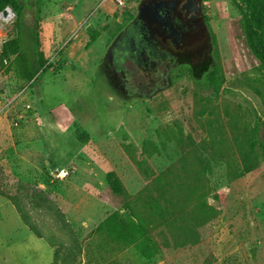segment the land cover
I'll list each match as a JSON object with an SVG mask.
<instances>
[{"label":"rangeland","instance_id":"374dc122","mask_svg":"<svg viewBox=\"0 0 264 264\" xmlns=\"http://www.w3.org/2000/svg\"><path fill=\"white\" fill-rule=\"evenodd\" d=\"M201 1L213 84L181 67L165 87L134 96L113 92L104 70L140 0H37L24 8L29 26L37 10L49 68L32 83L0 57V264H12L17 243L22 264L32 252V264H264V66L238 0ZM15 19L0 0V52L17 34ZM88 31L98 33L90 45ZM14 201L61 244L36 237ZM155 202L167 210H154ZM127 204L141 212L146 243L124 238ZM180 228L195 242L175 246L171 234Z\"/></svg>","mask_w":264,"mask_h":264},{"label":"flooded vegetation","instance_id":"af4514ba","mask_svg":"<svg viewBox=\"0 0 264 264\" xmlns=\"http://www.w3.org/2000/svg\"><path fill=\"white\" fill-rule=\"evenodd\" d=\"M141 1L162 5L168 24L148 23L135 15L115 36L107 52L105 81L124 96L151 95L168 85L181 67L194 73L196 66L205 71L213 65L201 0Z\"/></svg>","mask_w":264,"mask_h":264},{"label":"trees","instance_id":"16d2710c","mask_svg":"<svg viewBox=\"0 0 264 264\" xmlns=\"http://www.w3.org/2000/svg\"><path fill=\"white\" fill-rule=\"evenodd\" d=\"M7 5L11 7L13 12L15 13L16 19V36L5 41L2 45L0 57L1 58H12L15 64L16 74L23 79L32 80V83L37 82L38 78L41 76L43 72H45L49 65H47V58L44 55V52L40 49V41H39V21L37 18V10L33 12V25L29 26L24 23L23 15L24 8H29L30 4H37V0H4ZM238 2L243 7V24L246 33L247 42L259 59L261 64L264 66V0H238ZM36 8V6H35ZM89 40L87 45L93 43L98 36V33L88 31ZM27 36V41L29 43V49L24 51L21 49L23 43L25 42ZM31 54V56H30ZM188 68V67H187ZM41 71L38 73V71ZM188 70H190L188 68ZM200 70V69H199ZM38 73V74H37ZM190 73L195 79V81L202 80L206 85L213 84L215 77V69L212 65L207 70H200L199 75H195L190 70ZM202 77V78H201ZM201 82V81H200ZM75 134L77 138L82 142H86L88 140V135L85 131L76 127ZM43 168V167H42ZM110 182L115 190L124 194V190L120 187L116 178H110ZM14 206L17 212L20 214L24 224L33 232V234L38 238H43L48 241L51 246H57L61 244L58 240H56L53 236L44 235L31 220L24 213L23 209L19 206L17 201H14ZM127 209L130 211L129 214L126 215V219H122V227L124 231V238L132 239V241H141L146 243L148 240L147 230L141 218V212L134 209V206L131 204H127ZM154 210H160L161 212L166 211L167 209L161 206L158 202L151 204ZM200 207L199 213H205L206 210L201 208L202 204H198ZM112 216L107 217L99 227L103 225H107ZM173 238V242L175 246L181 247L190 243L195 242L196 235L193 234L192 230L181 229L178 231V234H171ZM146 254L151 253L150 251H146Z\"/></svg>","mask_w":264,"mask_h":264},{"label":"water","instance_id":"95a60500","mask_svg":"<svg viewBox=\"0 0 264 264\" xmlns=\"http://www.w3.org/2000/svg\"><path fill=\"white\" fill-rule=\"evenodd\" d=\"M4 14H6V13H4ZM163 14H164V12H163L162 5L158 4V5H154V6H149L148 4H146L145 1H141L139 6H138L136 19L143 20V21L148 22V23L153 22V23H158L160 25H167L168 19ZM161 32H164V29H161ZM116 39H117V37L114 38L113 41H115ZM106 55H107V53H106Z\"/></svg>","mask_w":264,"mask_h":264},{"label":"crops","instance_id":"0c3cea01","mask_svg":"<svg viewBox=\"0 0 264 264\" xmlns=\"http://www.w3.org/2000/svg\"><path fill=\"white\" fill-rule=\"evenodd\" d=\"M1 212V211H0ZM0 225H2V215L0 214ZM2 238H3V233L0 232V260L2 258V250H3V243H2ZM10 258H11V263L12 264H22L21 262H19V260L24 257V247H22V245L20 243H17L15 246H13L10 249ZM20 250V252H19ZM33 258H35L34 252H32V260L27 261L28 264L29 263H33ZM51 263V262H49Z\"/></svg>","mask_w":264,"mask_h":264},{"label":"built area","instance_id":"2783aa9c","mask_svg":"<svg viewBox=\"0 0 264 264\" xmlns=\"http://www.w3.org/2000/svg\"><path fill=\"white\" fill-rule=\"evenodd\" d=\"M113 1H114L115 3H117V4H119V5H123V4H124V0H113ZM8 13H9V14H8ZM7 14L10 16V15H11L10 11H7V12H6V15H7ZM9 16H8V17H9ZM4 61H5V60H4Z\"/></svg>","mask_w":264,"mask_h":264},{"label":"bare ground","instance_id":"6f19581e","mask_svg":"<svg viewBox=\"0 0 264 264\" xmlns=\"http://www.w3.org/2000/svg\"><path fill=\"white\" fill-rule=\"evenodd\" d=\"M8 14H9V13H8ZM8 14H7V15H6V14H5V15H2V17H3L4 19H7V17L9 16Z\"/></svg>","mask_w":264,"mask_h":264}]
</instances>
